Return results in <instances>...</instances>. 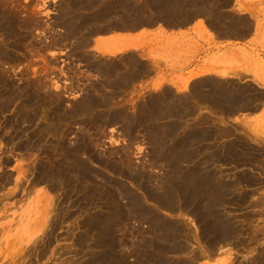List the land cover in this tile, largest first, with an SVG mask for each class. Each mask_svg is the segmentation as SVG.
<instances>
[{"label": "rangeland", "instance_id": "374dc122", "mask_svg": "<svg viewBox=\"0 0 264 264\" xmlns=\"http://www.w3.org/2000/svg\"><path fill=\"white\" fill-rule=\"evenodd\" d=\"M257 1L264 10V0ZM2 2H6V6L11 7L8 10L11 14L17 15L18 20L26 21L28 24L27 28L24 27L16 37L11 34L5 37L0 32L2 43L0 48L3 52V58L0 60V97L3 95L4 99L7 97L11 102L7 112L0 114V264H158L157 261H167L172 264L178 262L179 264H252L264 260L263 90L258 91L253 87L242 85L239 81L216 83L215 85H218L216 90L220 95L241 101L252 100L255 104L252 105L250 112L253 114L262 112L261 115L255 120L239 123H226L216 119L210 121L205 118L197 121L190 119L187 121L188 127L194 123L204 125L207 123L204 128L209 129L211 136L202 144H192L193 146L190 144L185 149L188 152L185 150L181 152L182 156L179 152H174V156L171 157L173 150L167 155L166 146L163 149L160 143L154 141V132H164L163 125L150 126L146 120L140 126L136 124L138 114L162 113L168 108L167 104L162 103L161 97L148 93L137 97L125 90L102 89V80L97 77L98 71L102 70V64L95 60L91 51L94 26L92 28L91 25L88 26L90 23L87 22V25L84 22L79 29L72 30L71 27L80 20V17L96 14L94 10L68 8L67 0H2ZM251 51L259 71L257 81L264 85V36L254 44ZM89 92L90 97L87 96ZM205 93L207 92L204 91L203 94ZM91 99L100 103L90 104ZM79 104L83 106L82 111L72 112ZM213 106L219 111H225L227 107L220 104ZM18 109L23 113L17 111ZM210 109L211 105L208 104L196 105V107L187 105L186 111L208 112ZM63 112L70 114L58 116ZM112 112L117 114L114 121L110 119ZM17 118L18 122L15 120ZM219 122L225 126H220ZM208 123H217V126L208 128ZM56 128L58 129L55 130ZM35 142H38L36 146H34ZM81 142L89 149L87 148L88 151L85 149L84 154L79 153L77 158L84 160L89 172L95 176L88 182L90 186L87 205L83 203L81 191L76 192L67 184L77 176V172L72 167L68 169L70 172L64 175L65 180L61 179L64 182L62 185L55 184L56 180L43 179L41 174L42 169H56L57 166L62 165L65 158V155L64 158L62 155L67 152L66 148H72ZM59 148L63 149V152L58 150ZM178 149L179 147L176 150ZM203 150L216 151L214 154H218L219 158L225 154L234 157L233 161L219 162L221 166L216 167L222 168L220 173L225 178L249 173L248 176L253 180L251 183L241 184L245 186L239 185L236 194L232 195L233 198L227 200L229 205L227 214L230 219L225 220V223L229 222L233 229L238 231H234V242L228 240L231 243H224L221 248L218 243L214 248L212 247L213 251L208 248V243L203 237L200 238L201 240L196 239L201 235L202 229L199 226L201 220L197 221L199 215L196 218L191 212L186 213L178 208L171 211L165 207H158L143 196L145 190L137 186L140 179L134 180L135 176L128 177L145 169L146 175L150 176L151 186L157 184L161 177L163 179L168 177L165 181H170L173 178L170 172L172 169L177 170L174 166H170L171 171L165 175L167 168L162 166L164 161L168 163L170 159L179 161V158H182L183 161H187L186 165H191L193 162L191 160L200 154L198 165L209 166L202 163ZM193 152L196 155H193ZM123 161L126 163L124 164ZM114 163L120 164L117 165L118 168ZM119 170L126 173L127 177ZM96 175L102 176L108 183H116L120 188L129 190L135 198L141 199L140 209L145 206L142 207V212L147 210L144 219L136 218L134 211L135 213L137 211L132 208L125 214L123 212V216L118 221L121 225L115 232L112 231L115 223L113 226L110 224L109 227L104 226L103 220L109 208L106 190L108 183L105 181L106 183L103 184L102 179ZM98 186H102V200L94 193ZM240 192L245 194V200L241 202L237 201ZM129 201L130 198L119 197L118 202L120 208H124L123 211H127L125 207L128 203L131 204ZM220 214L219 218L222 219ZM100 218L102 221H99ZM162 220L180 226L179 232H175L179 235L176 243L180 242L182 247L180 250L168 251L169 254L158 253L157 246L164 244L161 240L163 230L158 224ZM159 229L162 231L160 235L162 237L158 234ZM154 236L161 239H156ZM170 247L166 246L167 250L172 249ZM175 247L178 248L176 245ZM152 249H155V252ZM206 250L209 254L212 253L209 255ZM116 257L120 260L118 261ZM137 259L141 262L135 263Z\"/></svg>", "mask_w": 264, "mask_h": 264}, {"label": "crops", "instance_id": "0c3cea01", "mask_svg": "<svg viewBox=\"0 0 264 264\" xmlns=\"http://www.w3.org/2000/svg\"><path fill=\"white\" fill-rule=\"evenodd\" d=\"M85 2H88V8L102 13L101 19L94 24L91 48L95 60L102 64V72L98 71L97 76L102 80V89L125 90L137 97L147 93L157 95L168 105L163 113L138 114V126L145 120L154 127L164 124V132L157 134L164 133L163 136L174 140L193 129L203 130L207 126V123H194L188 127L190 119L239 123L255 120L261 115L262 112L251 113V108L245 106L239 110H234L232 105L226 107L229 102L244 100L220 95L216 90L218 85H215L239 81L264 91V85L257 81L259 71L251 51L264 36V10L257 0ZM203 90L207 93L203 94ZM251 102L250 105L255 104ZM203 104L211 105V110L186 111L187 105ZM214 104L224 105L226 110L219 112ZM208 125L213 128L217 123ZM219 125L225 126L220 122ZM211 151L203 150L202 154L209 153L217 158L216 151ZM172 152L171 157L178 151ZM193 155L196 154L193 152ZM198 157L200 154L194 158ZM170 160L171 164L180 165L184 159L179 158L180 162ZM182 164L188 163L183 161Z\"/></svg>", "mask_w": 264, "mask_h": 264}, {"label": "bare ground", "instance_id": "6f19581e", "mask_svg": "<svg viewBox=\"0 0 264 264\" xmlns=\"http://www.w3.org/2000/svg\"><path fill=\"white\" fill-rule=\"evenodd\" d=\"M5 1V0H3ZM67 7L68 8H80V9H85L87 8L88 9V2L86 3L85 0H67ZM5 3V4H4ZM8 6V5H7ZM6 6V2H2V0H0V32L3 33L5 35V37H8V35L10 36V34L14 37L18 36V32H21V30L23 31L24 30V27H26V25L28 24V22L26 21H20L18 20V18H16L15 14H11V12L8 10V8L10 6L7 7ZM11 8V7H10ZM9 8V9H10ZM14 8V7H13ZM253 8V7H252ZM12 10V9H11ZM71 10V9H70ZM89 10V9H88ZM257 10V9H256ZM77 11V9H76ZM14 11H12L13 13ZM96 14L94 15H91L89 14V16L85 17V18H82L80 17V20H78L77 22L73 23L72 24V30H76V29H79L80 26L84 25L83 23H90L88 26L91 25V27L93 28L94 24L96 23V21H98L99 19H101V16H102V13L98 12V9H96ZM254 13V12H253ZM18 14V11L17 13ZM83 14V13H82ZM86 14V13H85ZM88 14V13H87ZM73 15V14H72ZM81 15V13H80ZM256 16V15H255ZM18 17V16H17ZM74 18V17H73ZM72 18V19H73ZM71 19V20H72ZM119 21V20H118ZM255 21V20H253ZM68 22V21H67ZM108 22V21H107ZM31 23V22H30ZM29 23V24H30ZM70 24V23H69ZM100 24V23H99ZM103 24V23H102ZM97 25V24H96ZM110 25V24H109ZM105 26V25H104ZM85 28H88L86 26H84ZM97 27V26H96ZM91 28V29H92ZM89 29V28H88ZM95 29V27H94ZM82 30V29H80ZM87 31V30H86ZM85 31V32H86ZM92 31V30H90ZM67 32V31H66ZM81 33V32H80ZM92 33V32H90ZM82 34V33H81ZM84 34V33H83ZM21 35V34H20ZM19 35V36H20ZM29 36V35H28ZM27 36V37H28ZM75 36V35H74ZM91 36V35H90ZM21 37V36H20ZM68 37V36H67ZM4 38V37H3ZM12 38V37H11ZM10 38V39H11ZM9 39V40H10ZM13 39V38H12ZM12 41V40H11ZM1 43V42H0ZM5 43V42H4ZM2 44V43H1ZM78 44V43H77ZM9 45V43H8ZM76 45V44H75ZM6 47V46H5ZM82 55V54H81ZM3 58V52L0 48V60ZM126 58V57H125ZM79 60V59H78ZM128 64V63H127ZM90 65V64H89ZM98 65V64H96ZM130 65V64H129ZM149 65V64H148ZM135 66V65H134ZM92 67V66H91ZM100 68V67H98ZM96 68V69H98ZM95 69V71H96ZM101 70V69H100ZM99 70V72H101ZM120 70V69H119ZM4 72V70H2ZM121 72V71H120ZM148 73V72H147ZM153 73V72H152ZM3 75V73L1 74V76ZM115 75V74H114ZM6 76V75H5ZM4 76H3V80H4ZM143 78V77H142ZM113 79V78H112ZM73 80V79H72ZM1 81V80H0ZM7 81V80H6ZM9 81V80H8ZM125 82V81H124ZM8 83V82H7ZM1 84V83H0ZM126 84V83H125ZM5 86V85H4ZM10 86V85H9ZM124 86V85H123ZM6 87V86H5ZM223 87V86H222ZM7 88V87H6ZM10 88V87H9ZM37 88V87H36ZM12 89V88H10ZM9 89V90H10ZM38 89V88H37ZM189 89V88H188ZM191 89V88H190ZM39 90V89H38ZM12 91V90H11ZM88 91V90H87ZM13 92V91H12ZM15 92V91H14ZM37 92V91H36ZM9 94V92H8ZM87 94V93H85ZM6 96V95H5ZM4 96V97H5ZM13 96V95H12ZM20 96V95H19ZM19 96L17 98H19ZM40 96V95H39ZM52 96V95H51ZM87 96H91L90 95V92ZM110 97V96H109ZM220 97V96H219ZM218 97V98H219ZM227 97V96H225ZM3 100L0 99V114L4 113V112H7L6 110L9 108V105L11 104V102H9L10 100L7 99H4L3 98V95H1V97ZM10 98V97H9ZM13 98V97H12ZM37 100L39 98H36ZM222 99V98H221ZM226 99H229V98H226ZM41 100V99H40ZM105 100V99H104ZM104 100H102V102H104ZM108 100V99H107ZM248 100V99H247ZM243 101V102H234V103H231L229 102L230 104L226 105V106H231L232 105V108H234V110H239V108L241 109L243 106L247 107V108H252V100H249L248 101ZM32 101V100H30ZM109 102H111V100L109 99L108 100ZM107 101V102H108ZM173 100H171L172 102ZM220 101V100H219ZM218 101V102H219ZM36 102V101H35ZM38 102V101H37ZM60 102V100H59ZM100 101H93V99L90 100V104H99ZM221 102V101H220ZM223 102V101H222ZM254 102V101H253ZM13 103V102H12ZM21 103V102H20ZM23 103V102H22ZM25 103V102H24ZM31 103V102H30ZM42 103V102H41ZM86 103V102H85ZM227 103V102H226ZM255 103V102H254ZM32 104V103H31ZM225 104V102H224ZM20 105V104H19ZM28 105V104H27ZM37 105V104H36ZM82 104H79L76 109H73V111H76L78 110V112L82 111L83 109V106H81ZM221 105V104H220ZM21 106V105H20ZM25 106V104H24ZM22 106V107H24ZM19 108V106H17ZM21 107V108H22ZM73 108V107H72ZM211 110V109H210ZM229 110V109H227ZM19 111V109L17 110ZM21 111V110H20ZM19 111V112H20ZM19 112H16V113H19ZM22 112V111H21ZM20 112V113H21ZM28 112V115H29V111ZM71 112V111H70ZM117 112V111H116ZM119 112V111H118ZM220 112V111H219ZM228 112V111H227ZM23 113V112H22ZM26 112L24 111V114ZM31 113V112H30ZM113 113V112H112ZM163 113V112H162ZM27 114V113H26ZM25 114V115H26ZM32 114V113H31ZM56 114V113H55ZM54 114V115H55ZM70 113L68 112H63L62 114L60 113L58 116H64V115H69ZM129 114V113H128ZM231 114V113H230ZM16 115V114H15ZM21 116V115H20ZM36 116V115H35ZM57 116V117H58ZM25 117V116H24ZM27 117V116H26ZM29 117V116H28ZM34 117V116H33ZM31 116V118H33ZM57 117H55L57 119ZM115 117H117V114H112V117L110 119H114ZM227 117V116H225ZM51 118V116H50ZM211 118V117H210ZM217 118V117H216ZM20 119V117H19ZM25 119V118H23ZM55 119V121H56ZM12 120V119H11ZM16 121L18 120L15 119ZM21 120V119H20ZM45 120V119H44ZM60 120V118H59ZM57 120V122L59 121ZM215 120V119H214ZM228 120V119H227ZM19 121V120H18ZM17 121V122H18ZM24 121V120H22ZM52 121V120H51ZM114 121V120H113ZM211 121V120H210ZM15 122V121H14ZM16 123V122H15ZM23 123V122H21ZM6 125V123H4ZM3 124V125H4ZM20 124V123H19ZM106 124V123H105ZM186 124V123H185ZM4 125V126H5ZM164 125V124H163ZM214 125V124H213ZM17 126H19L17 124ZM193 126V125H192ZM195 126V125H194ZM193 126V128H194ZM200 126V125H199ZM1 127V126H0ZM191 127V126H189ZM201 127V126H200ZM8 128V127H6ZM15 128V127H14ZM13 128V129H14ZM46 128H49V127H46ZM184 127H182L183 129ZM197 128V126H196ZM1 129V128H0ZM4 129V127H3ZM12 129V128H11ZM16 129V128H15ZM19 129V128H18ZM58 128H56L55 130H57ZM147 129V128H146ZM187 129V128H186ZM198 130L195 131L194 129L191 130V128L189 130V132H186V134L184 133L181 134L183 136H180V137H176L174 140H173V137H168V136H163L165 135L163 133V135L161 134H157L154 135L153 137H155V142L157 144H161L163 149L167 148V155L169 153L170 150H174L176 151V149L179 147L178 149V152L181 153V152H184L185 149L188 148V146L191 144H202L204 143V141L206 142V138H209L210 136V132L206 130V128H203V130H199V128H197ZM202 129V128H201ZM227 129V128H226ZM10 130V129H9ZM17 130V129H16ZM20 130V129H19ZM52 130V128H51ZM65 130V129H64ZM184 130V129H183ZM13 131V130H12ZM46 131V130H45ZM44 131V132H45ZM220 131V130H219ZM230 131V130H229ZM43 132V133H44ZM49 132H50V129H49ZM54 132V131H53ZM150 132V131H149ZM172 132V131H171ZM232 132V131H231ZM17 133V132H16ZM48 133V132H46ZM52 133V131H51ZM66 133V132H65ZM144 133V132H143ZM160 133V132H159ZM11 134V133H9ZM32 134V133H31ZM167 134V133H166ZM19 135V133H18ZM40 135V134H39ZM42 135V134H41ZM36 136V135H35ZM38 136V135H37ZM179 136V135H178ZM89 137V136H88ZM37 138H40V137H37ZM35 140V139H34ZM44 140V139H43ZM42 140V141H43ZM91 140V139H90ZM36 141V140H35ZM41 142V140H39ZM170 141V143H169ZM27 142V141H26ZM33 142V141H32ZM93 142V141H92ZM30 143V142H29ZM36 143L38 144V142H35V145L36 146ZM49 143V142H48ZM68 144V143H67ZM86 144V143H85ZM29 145V144H28ZM33 145V143L31 144ZM41 145V144H40ZM38 145V146H40ZM26 146V145H25ZM37 146V147H38ZM91 146V145H90ZM193 146V145H192ZM197 146V145H196ZM195 146V147H196ZM21 147V146H20ZM35 148V147H34ZM66 148V147H65ZM64 148V149H65ZM87 145H83V143H77L74 147L70 148V147H67V152L64 153L62 156L64 158V155H65V158L64 160L62 161V165L60 166H57L56 169H42V177L43 179H52V180H56L57 182L55 184H64V180H65V177L64 175H67L70 170L68 169H71V167L75 170V172H77V176L75 179H71L69 180V182H67V184L69 185L70 188H74V191H81L80 192V195L82 196L84 202L86 205H87V193H88V190H89V186L88 185V182H90V179H92L93 177L95 178V176H92V172H89V168L87 167L88 165L86 164V162L84 161H81L79 158H77V155H79V153H86L85 152V149H87ZM176 148V149H175ZM194 148V147H193ZM65 149V150H66ZM89 149V148H88ZM87 149V151H88ZM58 150H60L61 152H63V149L59 148ZM197 150V149H196ZM27 151V150H26ZM187 150H185L186 152ZM207 151V150H206ZM229 151V150H228ZM65 152V151H64ZM188 152V151H187ZM225 152V151H224ZM165 153V151H164ZM191 153V152H190ZM193 154V153H192ZM234 154V153H233ZM242 154V153H240ZM59 155V154H58ZM204 156V160H202L201 162L202 163H206L207 165L209 166H201V165H198V162H199V159L198 158H193V162L191 165H183L182 162L180 163V165H173V164H170V161H168V163H166L164 161V165H162L163 167H166L167 168V172L165 173L168 174V172L171 171V167L170 166H174L176 168L177 171L173 170L170 172L173 174V178L169 180H167V182L169 181L168 184H166L167 182L165 181L166 179H168V177L166 179H163V177L160 178V180L157 182V184H153L152 186L150 185V176L146 175L145 173V169H141V171H138V172H135L136 175H132L131 176L129 175L128 177H131L133 178L135 176V179H140V182L137 184V186L139 187H142L145 191L143 193V196L145 197V199L149 200V201H152L154 202L158 207H165L166 209H169L171 211H173L174 209H179L181 211H184L186 213H192V215H194L196 218H197V215H199L197 221L201 220V223L199 224V226L202 228L200 230V234L201 235H198L196 237L197 240H201L200 238L203 237V239L208 243V248L209 249H212V247L214 248V245L218 244L219 243V247L221 248L222 245L224 243H227V244H230L232 241H233V237H234V231H237L236 229H233V226H231V224L228 222V223H225V220H229V215L227 214V209H228V199H232L233 196L232 195H235V191L237 189V187L239 185H241L242 183H251L253 180L250 178V176H248V174L246 175H243L241 173V175L243 176H234L233 178H225L224 175H222L220 173V169L222 168H216V167H220L221 164H216V162H228L232 159H234V157H228L226 154L224 156H218L219 159H216L213 158L211 156V154L207 153V154H203ZM129 157V156H127ZM192 157V156H191ZM190 157V158H191ZM237 158V157H235ZM82 159V157H81ZM86 159V158H85ZM129 159V158H128ZM61 160V159H60ZM98 160V159H97ZM154 160V159H153ZM237 160V159H236ZM121 161V160H120ZM126 161V160H125ZM198 161V162H197ZM233 161V160H232ZM97 162V161H96ZM101 162V161H100ZM117 162V160H116ZM128 162V161H127ZM180 162V161H179ZM57 163V162H56ZM107 163V162H106ZM123 163L125 164L126 162L123 161ZM178 163V162H177ZM61 164V163H60ZM64 164L66 166H64ZM115 164V163H114ZM129 164H130V161H129ZM57 165V164H56ZM87 165V166H86ZM116 166L117 165H120V164H115ZM128 165V164H127ZM160 165V164H159ZM243 165V163H242ZM154 166V165H152ZM161 166V165H160ZM159 166V167H160ZM223 166V165H222ZM234 166V165H233ZM114 167V166H113ZM120 167V166H119ZM122 167V166H121ZM130 168V166H128ZM154 167H158V166H154ZM118 168V166H117ZM133 168V167H131ZM235 168V167H233ZM115 169V168H114ZM122 169V168H121ZM228 169V168H227ZM37 170V169H36ZM112 170V169H111ZM131 170V169H130ZM134 170V169H133ZM137 170V169H136ZM73 171V170H72ZM120 171V170H119ZM128 171V170H127ZM230 171V170H229ZM110 172V171H109ZM114 172V171H113ZM121 172V171H120ZM125 172V171H124ZM131 172V171H130ZM38 173V172H36ZM91 173V174H90ZM123 173V172H121ZM128 173V172H127ZM133 173V172H132ZM40 174V173H39ZM117 173H115L116 175ZM124 175L126 173H123ZM229 174V173H228ZM119 175V174H118ZM121 175V174H120ZM119 175V176H120ZM123 175V176H124ZM151 175V174H150ZM235 175V174H234ZM47 176V178H46ZM98 176L99 178L102 179V182L103 184L106 183L105 181L107 180H103L102 176H99V175H96ZM122 176V175H121ZM126 176V175H125ZM127 177V176H126ZM152 178V177H151ZM41 179V178H40ZM61 179H63V181H61ZM89 179V180H87ZM115 179V178H114ZM153 179V178H152ZM51 180V181H52ZM133 180V181H134ZM155 180V179H154ZM252 180V181H251ZM93 181V180H92ZM255 181H256V178H255ZM54 183V182H52ZM108 183V181H107ZM135 183V182H134ZM7 184V183H6ZM57 184V185H58ZM81 184V185H80ZM102 184V185H103ZM109 184V185H108ZM106 185V190L108 191V194H107V197L109 199V208H108V211L106 212V216L104 217V226H108L109 227V224L113 226V224L115 223L114 227H113V230L112 231H116L118 230V228L120 227L121 224H118V221L119 219L121 218V216H123V212L125 214V212H129L132 210V208H135V210L137 211V213H135L134 211V214H135V217L138 218L140 220H143L144 219V215L146 213L147 215V210H143L144 212H142V207H145V206H142L141 209H140V200L141 199H138L137 197L135 198L134 196H132L133 194L131 192H129V190L127 189H124V188H120L116 183L114 182H111V183H108ZM80 185V186H79ZM105 186V185H104ZM241 186H245V185H241ZM78 187L82 188V189H78ZM122 187V186H121ZM240 187V186H239ZM65 188V187H63ZM1 189V188H0ZM69 188H67L68 190ZM141 189V188H140ZM65 190V189H64ZM66 191V190H65ZM70 191V190H69ZM73 192V191H72ZM93 192V191H92ZM102 186H98L96 187L94 193L97 194L99 196V199L102 200ZM66 193V192H65ZM64 193V194H65ZM93 193V195H94ZM235 193V194H234ZM69 194V192H68ZM90 194V193H89ZM92 194V193H91ZM250 195V194H249ZM91 195H89L90 197ZM136 196V195H135ZM142 196V195H141ZM142 196V197H143ZM232 196V197H231ZM238 200L239 202L244 201L245 200V194H243V192H240V194H238ZM66 197V196H65ZM80 197V196H79ZM94 197V196H93ZM97 197V196H95ZM94 197V198H95ZM106 197V198H107ZM119 197H124V198H130L131 201V204L128 203V205H126V210L127 211H123L124 208H120V202L119 201ZM92 198V197H91ZM140 198V197H139ZM82 200V199H81ZM129 200V199H128ZM144 200V199H143ZM80 201V200H79ZM238 202V203H239ZM258 202V201H257ZM256 202V203H257ZM80 203V202H79ZM102 203V201H101ZM142 203V202H141ZM89 204V203H88ZM96 204V203H95ZM67 206V205H66ZM103 206V205H102ZM238 206V205H237ZM85 207V206H84ZM256 207V206H255ZM240 208V207H239ZM102 209V208H101ZM100 209V210H101ZM147 209V208H146ZM58 210V209H57ZM156 210V209H155ZM178 211V210H177ZM222 211V212H221ZM58 212V211H57ZM221 213V218H219V213ZM102 213V212H101ZM180 213V211H179ZM264 213V212H263ZM130 214H133L130 212ZM224 218H223V216ZM59 216V215H58ZM92 216V215H91ZM152 216V215H151ZM153 216H154V213H153ZM96 217V216H95ZM48 218V217H47ZM103 218V217H102ZM102 218H100L99 221H102ZM219 218V219H218ZM218 219V220H216ZM51 221V220H50ZM57 221V220H56ZM159 226H160V229L163 230V238H159L157 237L158 239H161L162 242L164 244L162 245H158L157 246V251L158 253H164V254H167L168 251L173 252L175 250H180L182 247L180 246V242H177V233L175 234L176 231L179 232V229H180V226L179 225H174V224H169L165 221H161V223H158ZM176 224V223H175ZM58 225V224H57ZM100 225H102V223L100 222ZM59 227V226H58ZM154 227V226H153ZM223 227V228H222ZM222 228V229H221ZM106 229V228H105ZM159 229V230H160ZM158 231L159 233V236L162 234L161 232L162 231ZM182 230V229H181ZM241 230V229H240ZM184 231V230H183ZM108 232H110V230L108 229ZM182 232V231H181ZM238 232V231H237ZM188 233V232H187ZM242 233V231H241ZM174 234V236L172 235ZM199 234V233H198ZM184 235V233H183ZM187 234L185 233V236ZM50 236V235H49ZM109 236V235H108ZM190 236V235H188ZM162 237V236H160ZM254 237V236H253ZM252 237V239H253ZM154 238H156L154 236ZM156 238V239H157ZM180 238V237H179ZM178 238V239H179ZM186 238H189V237H186ZM85 239V238H84ZM185 239V237H184ZM190 239V238H189ZM192 239V238H191ZM250 239V238H249ZM230 240V241H228ZM81 241V240H80ZM152 241V240H151ZM157 241V240H156ZM186 241V240H185ZM204 241V242H205ZM158 242V241H157ZM187 242V241H186ZM190 242V241H189ZM203 242V241H202ZM205 242V244H206ZM234 242V241H233ZM168 243V244H166ZM171 243V244H169ZM154 244V242H153ZM184 243H182V246H183ZM175 245L178 247L176 248ZM83 246V245H82ZM115 246V245H114ZM166 246H171L170 248L172 249H168L166 248ZM159 248V249H158ZM238 248V247H237ZM216 249V248H215ZM155 249H152V251H154ZM214 249H212L211 251H213ZM208 251V250H206ZM216 251V250H215ZM155 252V251H154ZM212 252H210L211 254ZM155 254V253H154ZM169 254V253H168ZM208 254H209V251H208ZM209 254V255H210ZM24 256V255H23ZM193 256V255H192ZM200 256V255H199ZM159 257H162V256H159ZM117 258V257H116ZM120 258V257H119ZM261 258V257H260ZM264 259V258H263ZM118 260V258H117ZM120 260V259H119ZM118 260V261H119ZM143 260V259H142ZM141 262L140 259H137L135 263H139ZM263 262V263H262ZM261 262V260L257 261L256 263H252V264H264V260ZM119 263V262H118ZM158 264H172V262H167V261H157ZM231 263V262H230ZM18 264V263H17ZM132 264V263H131ZM175 264H179L178 263H175ZM229 264V263H228Z\"/></svg>", "mask_w": 264, "mask_h": 264}]
</instances>
